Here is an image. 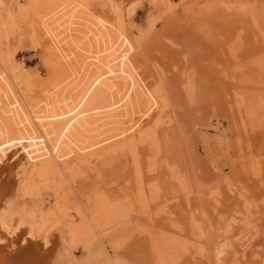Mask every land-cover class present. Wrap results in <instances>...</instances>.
<instances>
[{
	"label": "rangeland",
	"instance_id": "rangeland-1",
	"mask_svg": "<svg viewBox=\"0 0 264 264\" xmlns=\"http://www.w3.org/2000/svg\"><path fill=\"white\" fill-rule=\"evenodd\" d=\"M90 3L106 13L112 8L121 10L124 27L138 41L135 59L142 75L164 89L168 111L174 117L173 160L167 165L171 167L159 166L156 173H149L161 186L159 200L156 198L148 207L152 208V222L145 216L148 209L138 207L131 223L143 227L116 239L117 243L124 240L119 243L121 249L113 247L109 237H104V243L97 239L95 247L72 248L59 230H52L49 244L38 238L41 246L31 247L32 264H75L96 257L100 249L126 264H157L156 239L167 243L166 238L170 241L174 237L170 234L178 241L170 245L179 255L174 264H216L221 249L225 264H264V0ZM37 4L29 0L0 1V46L6 54H14L15 63L34 85L35 102L46 96V83L52 75L33 30ZM109 14L118 19L113 10ZM23 157L18 153L0 165L2 176L14 186L13 198L17 179L22 176L18 173L26 167ZM121 182L123 179L110 187L119 190ZM40 193L34 200L39 199L44 208L50 207L53 192L43 189ZM166 203L168 208L164 207ZM149 222L167 228L163 232L146 229L144 233ZM243 242L248 245L245 249ZM196 252H201L198 257Z\"/></svg>",
	"mask_w": 264,
	"mask_h": 264
},
{
	"label": "bare ground",
	"instance_id": "bare-ground-1",
	"mask_svg": "<svg viewBox=\"0 0 264 264\" xmlns=\"http://www.w3.org/2000/svg\"><path fill=\"white\" fill-rule=\"evenodd\" d=\"M29 1L38 3L32 29L52 75L46 96L35 102L34 85L15 63L14 54H6L0 46V165L18 153L26 159L25 169L18 173L22 176L17 179L16 198L14 186L0 170V264H32L31 247L40 245L38 238L49 244L52 230H59L72 248L93 247L97 239L104 243V237L113 247L119 246L124 240L116 239L143 227L131 223L138 207L148 209L145 216L152 220L148 207L158 199L161 186L149 173L172 163L176 146L174 117L164 89L142 75L135 59L138 41L124 27L121 10L109 12L113 10L116 19L97 10L90 0ZM122 179L119 190L110 187ZM182 179L179 183L185 186ZM43 189L53 192L50 207L34 200ZM166 228L149 222L143 232ZM172 239L166 238L168 244L156 239L155 263H175L179 255L170 245L178 241ZM101 250L75 264H126ZM223 252L218 251L216 264H225Z\"/></svg>",
	"mask_w": 264,
	"mask_h": 264
}]
</instances>
